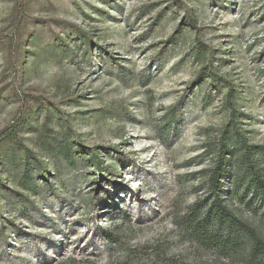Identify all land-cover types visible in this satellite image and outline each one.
I'll return each mask as SVG.
<instances>
[{
    "label": "rangeland",
    "instance_id": "1",
    "mask_svg": "<svg viewBox=\"0 0 264 264\" xmlns=\"http://www.w3.org/2000/svg\"><path fill=\"white\" fill-rule=\"evenodd\" d=\"M245 146L264 0H0V264H247L184 221L217 194L264 238Z\"/></svg>",
    "mask_w": 264,
    "mask_h": 264
},
{
    "label": "trees",
    "instance_id": "2",
    "mask_svg": "<svg viewBox=\"0 0 264 264\" xmlns=\"http://www.w3.org/2000/svg\"><path fill=\"white\" fill-rule=\"evenodd\" d=\"M12 133H8L5 137L13 139L15 136H11ZM235 136L239 137V132ZM239 139L237 142L244 144ZM263 148L264 146L241 148L243 162H240L239 166L245 167L244 172L248 183L246 189L253 193L264 206V169L259 168L258 162L260 163V160L257 159L264 151ZM224 151H229L228 146H224V149L218 154L215 166L209 174V188L212 191L219 190L220 181L218 179L223 173L224 163L230 161V158L225 157L226 152ZM229 154L232 155L233 151H229ZM228 194L229 196L237 195L235 191H228ZM212 197L194 203L193 206H197L195 208L197 210H192L184 217L185 226L188 229L191 228L195 233L194 239L206 246L215 247L222 255L228 256L230 251L240 247L239 240L244 237V247H247L248 254L247 264H255V261L259 262L260 260L264 263V238L260 237L246 221L236 218L233 209L228 206L225 198H220L217 194Z\"/></svg>",
    "mask_w": 264,
    "mask_h": 264
}]
</instances>
